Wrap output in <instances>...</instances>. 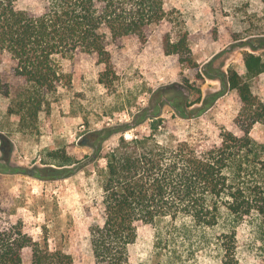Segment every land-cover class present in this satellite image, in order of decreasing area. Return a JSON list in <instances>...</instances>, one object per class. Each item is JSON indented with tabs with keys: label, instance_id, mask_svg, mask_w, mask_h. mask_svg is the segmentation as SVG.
Wrapping results in <instances>:
<instances>
[{
	"label": "trees",
	"instance_id": "1",
	"mask_svg": "<svg viewBox=\"0 0 264 264\" xmlns=\"http://www.w3.org/2000/svg\"><path fill=\"white\" fill-rule=\"evenodd\" d=\"M20 1L0 0V67L5 57H10L19 81L14 96L2 92L1 81L0 92L11 98L9 111L19 117L22 127L49 112L60 88L71 86L72 79L62 68L64 61L95 58L105 66L100 82L106 85L113 72L112 45L125 37L146 43L152 25L173 22L163 0H43L38 11L18 8ZM163 48L168 55H178L182 64L196 66L187 34L176 41L166 34ZM244 62L247 75L264 72L261 56L246 52ZM200 70V79H218L222 90L204 97L197 88L196 101L166 98L163 89L156 91L150 105L130 122L86 133L80 145L92 153L83 161L75 162L62 151L54 154L60 160L59 168L14 166V145L0 136V173L57 180L95 165L103 219L90 229L96 264H128L130 246L136 243L143 225L181 221L185 225L179 229L190 234L215 229L223 219L228 220L226 230L203 241L207 247H215L221 264H240L237 230L245 222L256 228L259 264H264V141L251 135L256 124H264V102L254 96L246 76L236 69L213 74L212 63H208ZM227 88L237 91L241 111L235 130L223 129L218 141L172 145L153 133L142 136L134 132L143 125L157 131L165 105L182 118L198 117ZM197 103L202 106L192 108ZM130 132L134 133L128 138ZM116 137V144L107 150L106 144ZM26 252L30 253L28 264H75L73 256L62 248L52 249L48 239L43 243L36 240L22 221L13 223L0 214V264H26Z\"/></svg>",
	"mask_w": 264,
	"mask_h": 264
},
{
	"label": "rangeland",
	"instance_id": "2",
	"mask_svg": "<svg viewBox=\"0 0 264 264\" xmlns=\"http://www.w3.org/2000/svg\"><path fill=\"white\" fill-rule=\"evenodd\" d=\"M163 1L173 22L152 25L146 43L125 37L112 45L111 82H100L105 66L95 58L83 56L64 61L62 68L71 77V86L61 87L51 110L42 112L36 122L26 127L21 126L17 115L10 113L11 98L2 93L10 91L14 96L19 87L13 63L5 57L0 67V136L14 145L12 165L59 168L60 160L54 154L62 151H67L75 162L83 161L92 153L90 148L80 145L86 133L116 122H130L161 89L166 98L182 97L189 101L198 98L197 88L202 89L204 97L221 91L220 80L198 77L200 68L208 63H212L213 74L232 67L245 75L254 96L264 102V72L251 77L244 62L246 52L264 60V0ZM42 6L43 0H21L18 4L20 9L37 11ZM168 33L174 41L187 34L196 66L182 64L178 55L164 52L163 40ZM176 89L185 92L179 94L173 91ZM200 106L202 103H197L192 108ZM240 111L237 91L227 88L198 117L182 118L165 105L157 131L143 125L134 132L142 136L153 133L172 145L183 141H218L223 129L235 130ZM134 132L128 133V138ZM251 135L264 141V124H256ZM117 140H110L106 149ZM100 203L95 165L57 180L0 173V214L13 223L22 221L36 240L43 243L48 239L52 249L62 248L71 254L75 264H96L90 229L103 223ZM184 225L181 221L166 220L141 226L136 243L130 246L128 264H221L215 247L209 248L203 241L213 240L226 230L228 220L223 219L215 229H198L190 234L179 229ZM237 232L240 264H259L255 226L245 222ZM24 256L28 264L30 253Z\"/></svg>",
	"mask_w": 264,
	"mask_h": 264
}]
</instances>
